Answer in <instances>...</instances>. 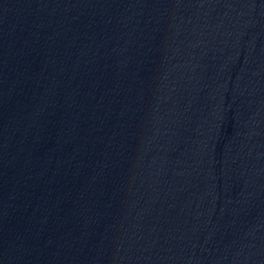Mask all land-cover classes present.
Returning a JSON list of instances; mask_svg holds the SVG:
<instances>
[{
	"label": "water",
	"instance_id": "obj_1",
	"mask_svg": "<svg viewBox=\"0 0 264 264\" xmlns=\"http://www.w3.org/2000/svg\"><path fill=\"white\" fill-rule=\"evenodd\" d=\"M0 264H264V0H0Z\"/></svg>",
	"mask_w": 264,
	"mask_h": 264
}]
</instances>
